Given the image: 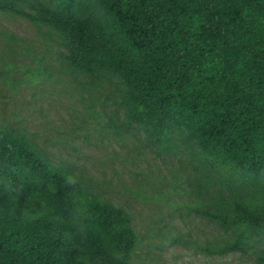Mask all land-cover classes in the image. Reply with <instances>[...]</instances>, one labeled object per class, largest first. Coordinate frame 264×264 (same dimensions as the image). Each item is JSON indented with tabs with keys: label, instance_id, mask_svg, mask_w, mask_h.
I'll use <instances>...</instances> for the list:
<instances>
[{
	"label": "trees",
	"instance_id": "trees-1",
	"mask_svg": "<svg viewBox=\"0 0 264 264\" xmlns=\"http://www.w3.org/2000/svg\"><path fill=\"white\" fill-rule=\"evenodd\" d=\"M0 10L70 35L79 71L121 77L119 102L149 142L167 122L185 129L211 167L264 170V0H0ZM72 167L46 160L22 138H0V264H135L131 217ZM87 208V238L71 213ZM206 211L223 225L263 226L264 212ZM32 216L35 219H27ZM239 232L223 249L246 252ZM264 261V255H256Z\"/></svg>",
	"mask_w": 264,
	"mask_h": 264
},
{
	"label": "rangeland",
	"instance_id": "rangeland-1",
	"mask_svg": "<svg viewBox=\"0 0 264 264\" xmlns=\"http://www.w3.org/2000/svg\"><path fill=\"white\" fill-rule=\"evenodd\" d=\"M70 35L0 10V138H22L46 160L72 167L123 208L137 234L135 264H264V225H223L237 202L264 212V170L211 167L185 129L149 142L119 102L121 77L79 71ZM239 232L246 252L223 249Z\"/></svg>",
	"mask_w": 264,
	"mask_h": 264
},
{
	"label": "clouds",
	"instance_id": "clouds-1",
	"mask_svg": "<svg viewBox=\"0 0 264 264\" xmlns=\"http://www.w3.org/2000/svg\"><path fill=\"white\" fill-rule=\"evenodd\" d=\"M64 182L66 186H76L78 183V176L77 174H67L64 178ZM3 186V190L6 193H13L15 192L16 195L18 196L20 190L22 189V185L19 186H14L11 181H0ZM27 219H35V217L28 216L26 217ZM90 217L87 214V208L86 206L81 208L78 207L76 208L72 213H71V222L73 228H75L76 233L81 236L82 239L87 238V231H88V225L86 221H88Z\"/></svg>",
	"mask_w": 264,
	"mask_h": 264
}]
</instances>
